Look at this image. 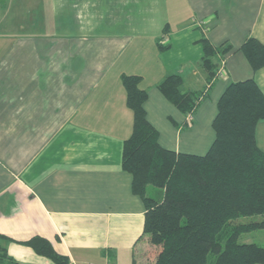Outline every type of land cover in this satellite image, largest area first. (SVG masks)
<instances>
[{
    "label": "crops",
    "instance_id": "1",
    "mask_svg": "<svg viewBox=\"0 0 264 264\" xmlns=\"http://www.w3.org/2000/svg\"><path fill=\"white\" fill-rule=\"evenodd\" d=\"M51 1L33 3L38 12L27 14L31 23L46 24L54 15L56 24L67 17L66 23L150 25L165 16L163 24L170 22V9L176 17L179 5V0H86L93 4L78 13L74 0ZM16 2L23 6L27 0ZM182 2L187 17L202 22L172 36L169 30L163 36V29L158 36L154 29L105 27L92 36L95 44L86 45L92 38L84 36L71 37L66 45L59 33L58 43H51L45 31L26 36L19 57L14 40L0 36V234L15 241L8 243L7 254L17 264H54L17 243L35 236L50 241L68 264H132L139 253L154 250L143 236L145 206L121 168L122 143L132 128L122 75L141 77L147 120L160 146L195 155L205 154L214 139L216 104L230 83L252 78L264 92V67L254 71L235 50L248 37L264 44V0ZM65 6L71 16H65ZM228 27L238 33L235 45ZM201 38L216 46L227 42L234 50L225 57L224 75L211 81L188 119L157 84L179 74L183 92L206 88ZM159 41L168 49L161 51ZM83 46L85 56L77 62ZM261 122L256 140L264 152V138L262 144L257 138Z\"/></svg>",
    "mask_w": 264,
    "mask_h": 264
},
{
    "label": "trees",
    "instance_id": "2",
    "mask_svg": "<svg viewBox=\"0 0 264 264\" xmlns=\"http://www.w3.org/2000/svg\"><path fill=\"white\" fill-rule=\"evenodd\" d=\"M161 42L159 49H168ZM199 44L208 75L205 89L183 92L179 74L157 84L185 116L206 98L220 61L233 49L227 42L216 46L206 38ZM235 50L254 71L264 67V44L255 37ZM140 82L138 75L121 77L132 113L121 168L131 177V192L145 206L143 236L154 250L139 253L132 264H264V246L240 241L243 234L264 230V152L256 140L257 125L264 121L262 89L252 78L230 83L216 104L214 139L205 154L195 155L160 146L158 132L147 120V92ZM12 241L0 234V264H17L7 254ZM17 243L54 264L69 263L47 239L35 236Z\"/></svg>",
    "mask_w": 264,
    "mask_h": 264
},
{
    "label": "rangeland",
    "instance_id": "3",
    "mask_svg": "<svg viewBox=\"0 0 264 264\" xmlns=\"http://www.w3.org/2000/svg\"><path fill=\"white\" fill-rule=\"evenodd\" d=\"M38 1L42 2L44 5L52 3L51 0H27V3L22 6V5H18L16 0H1V3H0V36H10L14 40V43L12 44V46H13L12 49L13 50L15 49L18 51L16 54L17 57H19V55H20V53H19L20 48L25 46L26 40H24V39L26 36L34 37L36 35H41L42 32H45V31H47L48 40L51 43H53L54 41H55V43H58L57 39L54 40V38H56V35H54V34L59 33V35H62L65 37V38L63 37V39H64L66 45H69L70 43H72L71 37L90 36L92 38V36L98 35L100 32H102V30H104L105 27L114 28L115 31L118 29H121V30L123 29L124 32L127 30H132V29L133 30L134 29L145 30V28H147V29H150V31H153V29H154L156 31V33L158 34V36L161 34L160 32L163 29V31H162L163 36L167 35L166 33L168 30H169V35L172 36L174 34V32L188 33V31L190 32V30H191L190 27H192L193 22H195L198 25H200L202 22L199 19L195 21L194 19L189 17L190 15H188V17H187V13L189 12V9L184 7L185 2H182V0H179V5L175 6L176 11H177L176 17H174L175 15L173 16V14H172L175 11L170 9V11L172 13H169V15L166 17V20L170 21V22L169 23L165 22L163 24L161 23L160 20H162V18L165 16H161L160 20L158 19V17H156V19L159 20L158 23L150 24V25H122V24H118V23H112V24H79V23H70V22L66 23L65 19L67 17L63 18L62 24H56V23H53V21L56 20V17L54 15H53V17H51V18L48 17V19H46V21L48 22V23H46L47 25L45 23L44 24L43 23H31L32 16L30 15V18H27V14L31 11L32 12L35 11L36 13L38 12V9L34 10L32 7L33 3H36ZM165 2H166V0H165ZM36 4H38V3H36ZM74 4L79 7L75 12L79 13L82 10H88L86 8V6H89L93 3H92V1L86 2V0H74ZM2 5L5 6L4 9L2 8ZM66 6H65V8H66ZM42 8L44 9V7H42ZM50 9L53 10L52 5L50 6ZM65 11H66L65 16H71L70 15L71 11H70L69 7H67L65 9ZM8 14H10L11 18H8V21L6 22V19L3 18V15H8ZM13 14L16 16V18L13 17L14 16ZM191 16H192V13H191ZM10 19H11V23L9 22ZM35 20H37V19H35ZM26 21L29 23H26ZM27 29H28V32H27ZM164 30H165V32H164ZM124 32H122V33H124ZM225 32L232 35L230 42L235 45L236 44L235 42L237 40L236 36H238L237 31L232 30L231 28L228 27L225 29ZM64 41H62V43ZM74 41L77 42V40H74ZM88 41L89 42H87L86 45L95 44L94 42L96 40H95V38H92L91 40H88ZM98 43H99L98 45H100L103 42H98ZM83 45H85V44H83ZM0 46H1V44H0ZM70 50H73V49H70ZM232 52H233V49L229 53L231 54ZM84 53H85V51H84V46H83L80 49V51H78L76 53L77 62L81 61V59H82L81 54L85 56ZM86 53H87V51H86ZM69 62L72 63L73 60L71 59ZM213 100H214V98H213V94H212L206 101L210 102ZM257 134H258V136H257L258 141L260 144H262V141L264 138V122H261L259 124ZM263 144H264V141H263ZM253 219H256V218H252L249 220H253ZM242 221H247V220H242ZM263 233H264V230L243 234L240 237V241H243V242L255 241L257 244L264 246V244L261 243V242H264V234ZM244 239H245V241H244Z\"/></svg>",
    "mask_w": 264,
    "mask_h": 264
},
{
    "label": "built area",
    "instance_id": "4",
    "mask_svg": "<svg viewBox=\"0 0 264 264\" xmlns=\"http://www.w3.org/2000/svg\"><path fill=\"white\" fill-rule=\"evenodd\" d=\"M224 68H225V61L221 60L220 61V67L216 73L215 79L222 77L224 75ZM190 118H191V115L188 116V119H190Z\"/></svg>",
    "mask_w": 264,
    "mask_h": 264
}]
</instances>
